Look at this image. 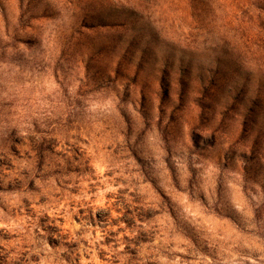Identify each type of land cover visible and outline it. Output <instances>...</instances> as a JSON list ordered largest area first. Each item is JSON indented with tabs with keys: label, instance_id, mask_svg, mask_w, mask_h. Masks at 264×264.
Returning a JSON list of instances; mask_svg holds the SVG:
<instances>
[{
	"label": "rangeland",
	"instance_id": "rangeland-1",
	"mask_svg": "<svg viewBox=\"0 0 264 264\" xmlns=\"http://www.w3.org/2000/svg\"><path fill=\"white\" fill-rule=\"evenodd\" d=\"M0 264H264V0H0Z\"/></svg>",
	"mask_w": 264,
	"mask_h": 264
}]
</instances>
